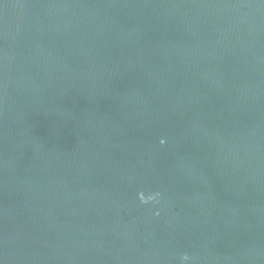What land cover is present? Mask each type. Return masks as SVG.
Here are the masks:
<instances>
[{"label":"water","instance_id":"water-1","mask_svg":"<svg viewBox=\"0 0 264 264\" xmlns=\"http://www.w3.org/2000/svg\"><path fill=\"white\" fill-rule=\"evenodd\" d=\"M0 264H264V0H0Z\"/></svg>","mask_w":264,"mask_h":264},{"label":"clouds","instance_id":"clouds-1","mask_svg":"<svg viewBox=\"0 0 264 264\" xmlns=\"http://www.w3.org/2000/svg\"><path fill=\"white\" fill-rule=\"evenodd\" d=\"M159 195H160V194L157 193L155 196H151V197H149L147 200H144L143 197H141V199H142L143 203L147 204V203H149L150 201H155ZM157 215H159V213H157ZM182 259H183L184 261H187V260H189V256L184 255V256L182 257Z\"/></svg>","mask_w":264,"mask_h":264}]
</instances>
